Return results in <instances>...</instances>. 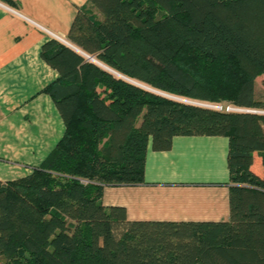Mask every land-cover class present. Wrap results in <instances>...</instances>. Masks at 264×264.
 Instances as JSON below:
<instances>
[{"label":"trees","instance_id":"16d2710c","mask_svg":"<svg viewBox=\"0 0 264 264\" xmlns=\"http://www.w3.org/2000/svg\"><path fill=\"white\" fill-rule=\"evenodd\" d=\"M87 3L76 49L43 46L66 133L32 175L0 182V264H264V0ZM193 136L229 139L228 221H129L103 205L105 187L145 184L150 146Z\"/></svg>","mask_w":264,"mask_h":264},{"label":"crops","instance_id":"0c3cea01","mask_svg":"<svg viewBox=\"0 0 264 264\" xmlns=\"http://www.w3.org/2000/svg\"><path fill=\"white\" fill-rule=\"evenodd\" d=\"M0 0V182L25 179L66 133L49 93L60 78L42 57L53 35L69 40L87 0ZM56 40V39H55ZM58 41V40H57ZM257 89V82H256ZM229 139L176 137L170 151H147L145 184L105 187L107 208L129 221L223 222L231 216Z\"/></svg>","mask_w":264,"mask_h":264},{"label":"rangeland","instance_id":"374dc122","mask_svg":"<svg viewBox=\"0 0 264 264\" xmlns=\"http://www.w3.org/2000/svg\"><path fill=\"white\" fill-rule=\"evenodd\" d=\"M256 82H257V97H258L259 100H263L264 101V77H259L256 80ZM205 105L207 106L208 104H205ZM226 105H227L226 103H222V104H216V105H213V106H224V107H227Z\"/></svg>","mask_w":264,"mask_h":264},{"label":"built area","instance_id":"2783aa9c","mask_svg":"<svg viewBox=\"0 0 264 264\" xmlns=\"http://www.w3.org/2000/svg\"><path fill=\"white\" fill-rule=\"evenodd\" d=\"M53 38L58 40L59 42L63 43V44H68L63 38L59 37V36H55L53 35ZM214 107L215 109H218V110H226V111H243L241 109H238V108H235V107H232V106H227V107H224V106H212Z\"/></svg>","mask_w":264,"mask_h":264},{"label":"water","instance_id":"95a60500","mask_svg":"<svg viewBox=\"0 0 264 264\" xmlns=\"http://www.w3.org/2000/svg\"><path fill=\"white\" fill-rule=\"evenodd\" d=\"M73 48V47H72ZM74 49V48H73ZM132 82V81H131ZM134 83V82H133ZM136 85H138V86H140V87H143V86H141L140 84H137V83H135ZM176 100H178V101H183V100H180V99H176ZM183 102H187V101H183ZM201 105V104H200ZM255 113V112H254Z\"/></svg>","mask_w":264,"mask_h":264}]
</instances>
